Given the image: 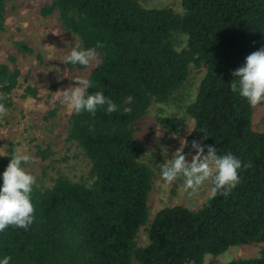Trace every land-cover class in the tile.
<instances>
[{
	"label": "trees",
	"instance_id": "16d2710c",
	"mask_svg": "<svg viewBox=\"0 0 264 264\" xmlns=\"http://www.w3.org/2000/svg\"><path fill=\"white\" fill-rule=\"evenodd\" d=\"M51 2L43 13L58 11L80 46L101 54L88 77L89 93L103 91L120 111L72 114L69 138L90 159L93 182L59 177L45 191L35 185V221L29 230L10 226L0 233V256H11L10 264H204L208 254L262 243L257 257L208 264H264V130L253 128V108L230 89L233 70L264 47V0H182L184 15L137 0ZM4 13L0 0V25ZM174 31L188 36L181 51L171 38ZM16 45L23 54L35 53L24 41ZM192 63L206 65V72L187 109L196 130L187 137L186 151L196 140L205 151L214 145L218 154L231 152L251 167L241 170L240 184L227 197L212 191L198 210L162 208L149 225V243L139 247L138 232L149 221L153 171L141 159L145 147L133 125L153 99H167L181 87ZM20 77L17 67L0 64L2 106H11ZM26 93L36 96L37 89L28 86ZM13 154L10 149L1 159L0 172Z\"/></svg>",
	"mask_w": 264,
	"mask_h": 264
},
{
	"label": "rangeland",
	"instance_id": "374dc122",
	"mask_svg": "<svg viewBox=\"0 0 264 264\" xmlns=\"http://www.w3.org/2000/svg\"><path fill=\"white\" fill-rule=\"evenodd\" d=\"M137 1L146 8L171 7L176 13L185 14L182 0ZM51 4V0H5V20L0 25V64L17 67L21 72L20 85L11 96L12 104L3 106L5 113L0 116V152L7 155L12 149L14 153L20 150L30 153L35 160L24 167L36 177V186L41 191L52 187L59 177L87 185L93 182L90 159L82 147L69 138L73 113H69L59 96L60 90L77 83L72 78L88 79L101 61V54L97 52L91 64L83 69L63 62L65 55L75 45H80V38L63 27L58 11L50 15L43 13ZM171 38L178 51L187 47L188 36L184 32L174 31ZM18 41L31 45L35 53H21L16 45ZM11 57L16 58L15 63ZM205 72L206 65L196 67L192 63L181 87L167 99H153L148 112L133 125L136 139L145 147L141 159L153 171L149 221L138 232L139 247L149 243V225L162 208L185 205L198 210L212 194L210 181L192 192L183 190L179 181L165 190L159 179V165L164 162L161 146L168 147L170 158L189 136L188 125L194 127L187 109L196 99ZM28 86L37 89L36 96L26 93ZM253 128L264 130V103L253 108ZM173 133L177 135L173 137ZM184 151L189 153L186 148ZM190 152L195 154V150ZM3 157L0 156V161ZM262 246V243L232 246L219 255L208 254L204 264L257 257ZM133 264L140 263L134 260Z\"/></svg>",
	"mask_w": 264,
	"mask_h": 264
},
{
	"label": "clouds",
	"instance_id": "9594fccd",
	"mask_svg": "<svg viewBox=\"0 0 264 264\" xmlns=\"http://www.w3.org/2000/svg\"><path fill=\"white\" fill-rule=\"evenodd\" d=\"M96 57L95 48H82L75 45L63 62L65 64L87 67ZM234 79L230 83L231 92L245 99L246 103L255 108L264 103V47L249 54L243 66L233 70ZM77 83L60 90V102L66 106L69 113L80 115L90 113L95 116L97 111L113 115L120 111L118 106L109 99L103 91L89 93L93 87L90 79L72 78ZM5 113L0 106V116ZM124 114H127L125 111ZM168 117V116H165ZM188 125V124H187ZM195 128L188 125V133ZM201 131H204L201 129ZM177 133H173L175 137ZM206 132L205 137L207 138ZM189 142L182 140L181 146L169 158L167 146H161L164 162L159 165L160 186L167 189L170 185L180 182L183 190L195 192L206 182H211L214 194L227 197L241 182L240 172L251 167L231 152L220 155L214 145H205L196 140L191 141V152L185 153ZM191 159H188V156ZM0 156H6L0 152ZM10 162L3 172H0V233L10 226L17 229L29 230L35 221V208L32 193L36 185V177L24 165L34 162L35 158L28 152L20 150L10 156ZM11 256H0V264H10Z\"/></svg>",
	"mask_w": 264,
	"mask_h": 264
}]
</instances>
